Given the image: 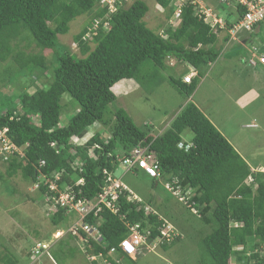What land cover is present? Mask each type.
Instances as JSON below:
<instances>
[{
	"label": "trees",
	"instance_id": "obj_1",
	"mask_svg": "<svg viewBox=\"0 0 264 264\" xmlns=\"http://www.w3.org/2000/svg\"><path fill=\"white\" fill-rule=\"evenodd\" d=\"M153 1L167 13V21L158 26L160 33L148 26L150 7L145 0L133 3L118 0L116 12L111 11L105 0H0V61L12 58L22 72L29 70L34 75V81L19 97L18 107L0 114V129H9V138L25 156L15 155L4 162L5 172L10 178L21 176L37 186L38 199L56 206L50 219L57 227L70 223L68 220L76 212L69 213V207L56 203L59 193L50 190L44 177L55 180L59 174L60 191L70 186L78 199L91 201L102 193L105 169L117 172L120 163L131 157L134 149L149 147L160 165L162 181L151 179L139 167L133 172L144 174L151 181L152 190L161 183L178 179L175 186L181 187V196H186L189 204L181 202L166 188L164 192L202 222L203 234L210 229L200 242L197 259L189 264H253L254 261L261 264L264 260H259L257 251L264 246V172L253 171L192 102L157 136L151 135V127L137 126L125 109L116 107L117 96L112 91L116 84L127 79L141 86L147 80L160 81L161 70L174 68L168 64L171 58L195 69L192 84L184 83L183 75L169 80L180 94L190 98L200 78L221 56L220 34L227 30L214 32L196 15L197 8L192 2L183 8L181 23L175 28L171 21L177 0ZM244 14L243 9L239 10L235 22ZM219 16L224 18L228 29L233 27L235 22L228 15ZM82 17L86 23L74 38L79 48L74 53L61 42L60 36H67L71 24ZM259 26L264 28V22L255 26L252 33ZM224 38L228 42L230 35ZM23 40L26 46L20 48ZM26 49L33 50L26 53ZM44 76L49 81L43 87L37 86ZM35 86V92L30 93ZM65 96L69 97L68 101ZM96 125L102 129L95 131L88 143L74 144L75 138H84ZM186 131L194 136L184 143ZM180 143L193 146L186 150ZM81 179L85 180L84 185L77 186ZM152 197L150 194L145 204L128 202L122 196L118 216L107 209L98 217L93 213L88 215L83 222L99 230L101 241L89 239L85 250L84 232L80 230L79 236H71L80 242L87 256L102 255L108 264L133 263L119 247L130 235L122 219L125 216L131 225L139 223L142 230L149 231L148 244L157 242L158 247L172 250L184 239L185 226L174 225L177 229L174 227L173 239L163 237L161 230L173 222L167 216L176 206H168L170 198L162 203L167 214L156 215L145 209L156 205L157 196ZM70 241L68 238L67 243ZM112 248H116L113 255ZM18 263V258L10 252L0 255V264Z\"/></svg>",
	"mask_w": 264,
	"mask_h": 264
},
{
	"label": "rangeland",
	"instance_id": "obj_2",
	"mask_svg": "<svg viewBox=\"0 0 264 264\" xmlns=\"http://www.w3.org/2000/svg\"><path fill=\"white\" fill-rule=\"evenodd\" d=\"M134 1L136 0H132V3ZM145 1L150 7V12L146 18L148 26L151 29L157 28L156 31L160 33L161 29L158 26L167 21V13L157 2L153 0ZM200 2L203 5L205 3L212 7L218 16L221 12L227 14L226 10L220 9V0H200ZM85 23V18H78L71 24L70 33L67 36H60L61 42L70 46L74 53L79 52V48L74 44V38L81 32ZM222 36L220 35V38ZM261 38L264 39V32L262 37H259L258 41L255 42L257 49H259V45H262ZM25 46L26 41L23 40L20 48ZM32 50L26 49L25 52L30 53ZM228 51L233 53L231 54L233 55L231 58L233 62L225 56ZM250 51L252 52V49ZM34 52L36 53L37 50ZM243 53H247V51L240 44L230 46L223 54L221 52V56L217 60L219 63L213 69L212 76L205 83L198 101L202 110L208 115L214 116L216 121L220 123V127L225 131L222 134L233 141L232 144L239 146V151L243 152L251 163L264 165V134L262 130L258 129L256 133L251 129H247L248 127L242 128L241 124L250 115L259 111L261 106L263 107L264 83H258V78L251 74L253 71L250 66L241 61L239 62ZM254 53L258 55L262 52L259 50ZM168 64L170 66L174 65V68L169 67V69L161 70L159 76L163 79L160 81L152 83L147 80L145 86H141L134 81L136 85H134L133 90L127 88L128 85H125L124 88L122 85L126 82H123L121 86L119 85L113 91L118 96L116 107L125 109L137 126L143 129H146L147 126H153L150 128L151 135L157 136L165 131V127L168 125H165L166 122L178 115L186 99L169 81L172 77L178 78L184 74V65L172 58L168 60ZM17 67L18 64L12 58L5 62L0 61V114L5 113L8 109L18 107L19 97L24 93V89L34 81V75L29 70L22 72ZM36 78L37 76H35ZM48 81L49 77L44 76V78L37 81L36 85L43 87ZM258 85L261 91L255 93V87ZM35 88L36 86L31 88L29 92H35ZM229 95H235L233 96L235 101H242L244 96L248 98L245 100V105H241L243 102L234 103ZM65 98L66 101L69 100L68 96H65ZM239 108L243 110L240 111ZM240 112L245 116L242 117ZM68 119L69 117L65 122ZM228 120L230 122L226 125ZM256 120L260 122L259 126L262 128L264 126V113ZM245 122L250 123L252 120L249 119ZM97 129L96 125L90 129L89 133L93 136L95 131L101 130L102 127ZM103 130L106 131L105 128ZM183 136V139L187 138L190 141L194 135L191 131H186ZM5 171L6 164L0 161V255L10 252L13 257L18 258V264H94L80 247V242H76L71 233L65 234V240L62 239L63 241L56 239L55 232L57 230L68 231L74 225L73 221L78 220V214H72L68 220L70 223L57 227L53 226L50 217L53 215L54 207L49 205L47 201L43 203L42 198H40L41 200L38 199L36 186L27 183L21 176L10 178ZM115 176L122 178L123 182L144 203L150 197V194L153 197L156 195L157 197H154L156 205L152 207L154 211H150L155 212L157 210L156 215H159V212L162 216L167 214L165 205L162 203H166L171 197L164 192L163 183L160 182V186L156 190H152L151 181L145 175L141 172H139V175H136V172L127 173L121 166L115 172ZM169 203L168 206L174 204L176 210L169 213L167 217L173 218V222H170V224L173 223V226L178 227L179 224L185 226L184 239L172 250H166L156 245L147 248L143 245L139 254H137L138 257L135 255L137 257L135 262L126 261L124 264H189L197 259L196 255L200 250V242L203 237L210 233V229L208 227L205 231L206 234H203L201 231L203 224L196 216L180 206L173 198ZM68 238L72 239L71 243H67ZM43 240L51 242L49 244L50 249L48 254L38 257L34 252ZM250 251L252 252V250ZM257 252L260 254L259 260H264V246H261ZM261 264H264V262H261Z\"/></svg>",
	"mask_w": 264,
	"mask_h": 264
},
{
	"label": "built area",
	"instance_id": "obj_3",
	"mask_svg": "<svg viewBox=\"0 0 264 264\" xmlns=\"http://www.w3.org/2000/svg\"><path fill=\"white\" fill-rule=\"evenodd\" d=\"M110 4V9L112 12H116V1L113 2L111 0H105ZM221 3L228 8H233L235 11L236 16L239 17V10H244V16L234 23L232 28L227 27V23L223 17L218 16L214 9L211 7H207L205 4L203 5L200 0H177L175 4V15L171 21V25L173 27H178L182 20V11L183 8L187 6V3L192 2L196 5V15L203 19L206 24L211 26L214 32L220 30H227L228 34L230 35V42L238 41L240 35L243 33H252L254 31V27L264 22V0H220ZM256 48L253 49L251 54V59L249 60V64L252 66H256L257 62L264 64V56L259 57V55H255ZM193 74H188L183 78L184 83L192 84L195 76V71L192 72ZM8 128L0 129V158L3 162L9 161L10 158L18 155L21 158H24V152L21 148L15 145L12 140L8 136ZM75 145H83L81 139L75 138L73 140ZM53 146L55 144H52ZM193 144L185 146L186 150H189ZM183 148V145H180ZM95 148L99 149V146ZM92 155V154H91ZM82 163H80L81 165ZM42 166L45 165V162L41 163ZM78 165V164H77ZM79 166V165H78ZM121 167L126 170L127 173L133 172L134 168L141 169L145 172L150 178L159 179L161 180L160 174V165L156 161L154 153L150 151L149 147L147 148H136L132 152V156L125 159ZM105 175V185L102 189V193L98 197L93 200H83L78 199L77 195L75 194L72 187L68 186L66 191L62 192L59 190V186L57 181L60 180L61 176L58 174L55 176V180L50 178H45V183L49 184V188L51 191L55 192L56 194L59 193L58 198H56V203L61 204L63 207H69V213L76 212L81 215L80 222L74 224L68 231L66 230H57L55 232L56 239L63 238L65 234L71 233L73 236H79L80 230H82L86 236V238H82L83 240V249L86 247V244H89V239H93L95 241H100L101 236L99 230L88 224L84 223L83 220L90 215L91 213L94 216L98 217L99 213H101L104 209L109 210L112 214L118 216L120 214V199L122 196H126L128 202L138 201L142 202V199L137 196L131 188H129L120 177L115 176V172H110L108 170H104ZM173 180L171 182L165 183V188L171 191L175 196L179 197V200L184 204L188 203V198L186 196H181L182 189L180 186H175L177 181ZM85 180L81 179L78 181L77 186L84 185ZM37 188V186H36ZM127 193V194H126ZM191 192L189 191L188 194ZM192 205V204H190ZM54 207V211H56V206ZM146 211H150V207H145ZM196 212L195 209H193ZM122 219L126 222V225L130 229V235L121 242L119 247L128 255H134L137 253V250L146 242L147 235L149 231H145L141 229V225L134 224L131 225L129 222L126 221V217L122 216ZM161 234L163 237L167 239H173L176 236L175 229L173 226L167 224L163 230H161ZM50 249L49 244H42L40 243L37 247L34 254L38 257H41L43 254H48ZM85 250V249H84ZM116 252V248H112L110 254ZM89 259L93 262L103 261L107 263L102 258V255L99 256H88ZM117 264H120L119 261H116ZM108 264V263H107Z\"/></svg>",
	"mask_w": 264,
	"mask_h": 264
},
{
	"label": "crops",
	"instance_id": "obj_4",
	"mask_svg": "<svg viewBox=\"0 0 264 264\" xmlns=\"http://www.w3.org/2000/svg\"><path fill=\"white\" fill-rule=\"evenodd\" d=\"M221 3V2H220ZM212 8V7H211ZM222 8V10H226V12H227V14L226 15H228L227 17H229L232 21H236V14H235V11L233 10V8H228V7H224L222 4H221V6H220V9ZM213 9V8H212ZM215 12V11H214ZM221 12V11H220ZM216 13V12H215ZM222 13V12H221ZM223 14V13H222ZM219 15H220V13H219ZM223 15H225V14H223ZM263 29L264 28H262L261 26H259V27H257V29H256V31L254 32V33H243L242 35H240V37H239V40L238 41H232V42H230V40L228 41V42H226L225 41V36H227L228 35V32H224V31H222L221 32V34L220 35H223L222 36V38H220V42H219V47L222 49V54H223V52L224 51H227L229 48H230V46H235V45H238V44H240V45H242V46H244L245 47V51H247V53H243L241 56H240V60H239V62L241 61L242 63H245V64H247L248 66H250V68L252 69V71H253V73H251L252 75L254 74V77L255 78H258V80H259V82L258 83H264V64H261L260 62H257V65L256 66H252V65H250L249 64V60L251 59V54H252V52H253V49L254 48H256L255 46H256V41H258V38L259 37H262V33L264 32L263 31ZM260 34V35H259ZM261 41H262V45H259L258 47H259V49H257L256 51H261L262 53H259L258 55L261 57V56H264V39L263 38H261ZM228 45V46H227ZM262 46V47H261ZM252 49V52L250 51L249 52V50H251ZM251 53V54H250ZM231 54H233V53H230V51H228L227 52V54H225V56L226 57H229L228 59H229V61H231V62H233L232 61V57H233V55H231ZM223 61V60H222ZM218 63L219 62H215V63H212L211 65H210V67H209V69L206 71V75H204L205 77L203 78H200V81H199V83H198V87H197V89H196V91H195V93L190 97V98H187L186 97V99L184 100V103H183V105H182V107H181V109H180V112L184 109V107L187 105V104H189V103H194L201 111H202V113L210 120V122L216 127V129L222 134V133H224L225 131L220 127V123L218 122V121H216V119H215V117L214 116H212V115H208V113H205L203 110H202V107L199 105L200 103H199V101H198V99H199V97H201V94H202V91H203V88H204V86H205V83H207V81H208V79L212 76V74H213V69L215 68V66L216 65H218ZM231 64V63H230ZM172 66H174V65H172ZM193 71H195V69L193 68V67H191V66H186V65H184V74H183V76H182V79L185 77V76H187L188 74H193L192 72ZM195 76H196V73H195ZM194 76V77H195ZM253 78V77H252ZM123 82H126V84H123ZM123 85H122V84ZM119 85L121 86H123L124 88H125V85H128V86H126L127 88H129V89H131V90H133L134 89V85H136L135 84V82H134V80H123V81H121V82H119L118 84H116L113 88H112V91H114V89L117 87H119ZM255 93L257 92V93H259V91H261V89L259 88V85L257 86V87H255ZM236 94V93H235ZM117 96V95H116ZM233 96H235V95H229V97H232V99H233ZM117 98H118V96H117ZM246 98H248V97H246V96H244V98H242V101H235L234 99H233V101H234V103H237V102H243L241 105H245V100H246ZM249 100H251V99H249ZM248 100V101H249ZM198 102V103H197ZM264 104V103H263ZM241 108V107H240ZM239 108V109H240ZM241 110H243V109H240V111ZM260 111V112H259ZM259 111H257V112H255L254 114H252V115H250L245 121H247V120H252V122H248V123H246L245 121H242V128H247V129H251L253 132L255 131H258V129L259 130H262V132H263V134H264V126L261 128V126H259V121H257L256 119H257V117H260V116H262V114L264 113V105H263V107L261 106L260 108H259ZM262 111V112H261ZM180 112L178 113V114H180ZM240 114H241V116L242 117H244L245 116V114L243 115V113L242 112H240ZM178 115H176L175 117H173L170 121L168 120L167 122H166V124L165 125H167V127H165V130L167 129V128H169L170 126H171V124L173 123V121L176 119V117H177ZM234 117H235V114H234ZM230 122V120H228L227 122H226V125L228 124ZM148 127H153V126H148ZM226 127V126H225ZM261 128V129H260ZM164 131H162V133H163ZM161 133V134H162ZM257 133V132H256ZM223 135V134H222ZM255 135V134H254ZM94 136V135H93ZM90 133H88L87 135H86V137L84 138V141H90V139L93 137ZM224 136V135H223ZM225 138H226V136H224ZM227 140H228V142L235 148V150L239 153V155L247 162V164L250 166V168L253 170V171H264V165L263 164H261V163H259L258 165H254V163H251L250 161H249V159L246 157V155L245 154H243V152H240L239 151V146H236L235 144H232V142L233 141H231L230 139H228V138H226ZM259 139V138H258ZM184 140H187L188 142H190L189 141V139H187V138H185V139H183V141ZM262 169V170H261ZM136 175H139V173H137L136 172ZM144 175V174H143ZM78 214V213H77ZM80 220H81V215L80 214H78V220H76V221H74V223L76 224L77 222H80ZM95 227V226H94ZM64 238V237H63ZM62 239V238H61ZM80 240V239H79ZM100 241H101V239H100ZM100 241H98V242H100ZM42 243H47V242H45L44 240H43V242ZM113 255V254H112ZM138 257V256H137ZM137 257L136 258H134L133 260L135 261L136 259H137ZM98 264H106L105 262H103V261H99V262H97Z\"/></svg>",
	"mask_w": 264,
	"mask_h": 264
},
{
	"label": "clouds",
	"instance_id": "obj_5",
	"mask_svg": "<svg viewBox=\"0 0 264 264\" xmlns=\"http://www.w3.org/2000/svg\"><path fill=\"white\" fill-rule=\"evenodd\" d=\"M126 1L132 3V0H126ZM220 2H221V1H220ZM221 4H222V3H221ZM222 5H223V4H222ZM223 6H224V5H223ZM224 7H225V6H224ZM85 137H86V136H85ZM85 137H84V138H85ZM84 138H81V140L84 141ZM79 139H80V138H79ZM83 143H84L83 145H85V144L88 143V142H87V141H86V142L84 141ZM184 143H185V141H184ZM184 143H180V145H183V148H185V146H188V145H186V144H184ZM189 145H191V144H189ZM79 146H82V145H79ZM121 164H122V162L120 163L119 167L121 166ZM119 167H118V168H119ZM151 179H153V178H151ZM155 179H156V178H155ZM156 180H158V179H156ZM173 180L177 181V184L179 183L178 179H173ZM158 181H159V180H158ZM161 181H162V180H161ZM164 187H165V185H164ZM187 193H189V191H188ZM142 202H143V200H142ZM147 207H149V206H147ZM150 209H151V211H154L151 207H150ZM154 213H156V212H154ZM170 225H171V224H170ZM171 226H173V225H171ZM236 226L238 227V226H241V225H240V224H237ZM173 228H174V226H173ZM174 229H175V228H174ZM145 231H148V230H144V232H145ZM145 234H146V232H145ZM148 235H149V234H148ZM148 235H147V236H148ZM60 239H61V238H60ZM60 239H59V240H60ZM50 243H51V242H47V243H44V244H50ZM42 244H43V243H42ZM120 244H121V243H120ZM143 245L146 246L147 248H149V247H151V246H153V245H156V246L158 247L157 242H155L153 245H150V244L147 243V239H146V242L143 243ZM143 245H142V246H143ZM142 246H141V247H142ZM141 247L137 250V253H135L134 255H131V256L129 255V256H130L132 259H134V258L137 256V254H139V251H140ZM153 249H154V248H153ZM135 255H136V256H135ZM123 264H124V263H123Z\"/></svg>",
	"mask_w": 264,
	"mask_h": 264
}]
</instances>
